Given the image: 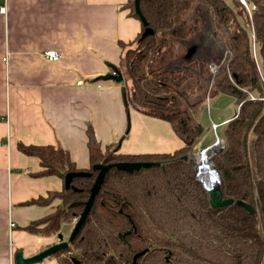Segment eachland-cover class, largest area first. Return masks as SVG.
<instances>
[{
    "label": "trees",
    "instance_id": "1",
    "mask_svg": "<svg viewBox=\"0 0 264 264\" xmlns=\"http://www.w3.org/2000/svg\"><path fill=\"white\" fill-rule=\"evenodd\" d=\"M195 1L209 7L227 50L209 88L189 69L161 67L178 40L193 36L185 17ZM246 1L254 5L251 12L239 0H139L147 25L140 21L134 38L118 41L115 68L124 73L125 103L170 123L182 147L122 154L118 145L102 147L89 126L85 170L91 175L73 177L69 188L25 201L43 206L59 202L22 229L51 237L70 225L90 193L98 172L94 164L154 162L131 172L110 167L80 231L60 252L70 251L80 264H132V256L143 249L135 264H264V230L258 223V209L264 210V0ZM120 7L139 21L134 0ZM212 92L232 95L238 108L224 125V147L213 156L221 195L234 202L217 210L210 207L205 185L196 180L189 162L205 130L199 116ZM17 143L19 151L39 158L40 169L30 173L34 177L56 175L63 181L67 172L78 171L59 144ZM238 199L255 212L236 204ZM55 255L59 264H72Z\"/></svg>",
    "mask_w": 264,
    "mask_h": 264
},
{
    "label": "crops",
    "instance_id": "2",
    "mask_svg": "<svg viewBox=\"0 0 264 264\" xmlns=\"http://www.w3.org/2000/svg\"><path fill=\"white\" fill-rule=\"evenodd\" d=\"M125 1L7 0L0 15V264H15L18 250L29 256L52 243L22 228L57 202L25 201L64 187L56 175L32 176L39 158L19 151L17 142L59 144L78 170L89 168V126L102 147L118 145L122 154L183 145L170 123L126 105L123 82L100 78L119 64V39L140 29L121 9ZM46 49L60 58L45 59Z\"/></svg>",
    "mask_w": 264,
    "mask_h": 264
},
{
    "label": "rangeland",
    "instance_id": "3",
    "mask_svg": "<svg viewBox=\"0 0 264 264\" xmlns=\"http://www.w3.org/2000/svg\"><path fill=\"white\" fill-rule=\"evenodd\" d=\"M245 2L249 6V12H251L252 3L246 0ZM193 5L194 7L191 12L185 17L189 25L193 28V36L186 41L178 40L175 46V52L173 54L169 52L165 54L161 61V67L175 71L189 69L195 79H199L206 88H209L213 75L209 69V65L211 63L219 64L226 52V48L223 45L224 33H222L223 31L221 29L214 27L210 9L206 4H203L201 1H195ZM118 51H120L119 45ZM253 95H255V92ZM237 109L232 95L228 93H209L208 99L205 101L204 109H202L199 116V121L203 124L205 130L195 146L196 151L199 148L211 145L217 137L223 138L222 131L224 123L221 122L216 126L213 123L225 118V121H228L234 116ZM53 201L59 202L58 199H54ZM258 214V223L263 231L264 210L259 208ZM50 238H53V241L56 239L55 235H52ZM50 261L44 259L42 262L46 263Z\"/></svg>",
    "mask_w": 264,
    "mask_h": 264
},
{
    "label": "water",
    "instance_id": "4",
    "mask_svg": "<svg viewBox=\"0 0 264 264\" xmlns=\"http://www.w3.org/2000/svg\"><path fill=\"white\" fill-rule=\"evenodd\" d=\"M134 7H135V11L138 15L139 21H141L145 26L147 25V22L144 20V17L140 11V6H139V0H134ZM150 31V29H145L144 32L142 33L141 36H144L145 34H147ZM101 79L106 80V78L109 79H113L114 81L121 83L123 82V75L121 70L119 71L118 69L114 68V70L111 73H107L106 75L100 76ZM217 139H219L221 141V145L219 147V149L217 150V153L220 152V150L224 147V139L223 138H216L213 142H215ZM207 148L203 147V148H199L197 149L195 154H192L189 156V162L191 164V167L193 168L194 174H195V178L197 181H199V179H197V174H196V169L195 166H193V162H192V157L196 156L199 151L203 150ZM154 164V162H146V161H138V162H133V161H123V162H114V163H109V164H102V163H98V164H94V166H92V169H96L98 170L95 179L92 183V187L90 188V194L88 195L85 203H84V207L81 211V213L79 214V218L78 220L75 222L73 228H72V232L69 235V238L67 241L63 240L62 234L59 233L58 234V239L60 241L53 243L52 245L38 251V253L33 254V255H29V256H25L22 251L18 250L15 252L14 254V261L15 264H37L38 262L43 261L44 258H46L49 255H52L53 252L58 251L60 249H63L67 246L68 241L72 240L75 235L80 231L81 225L84 223V221L86 220L87 216H88V212L90 210V207L94 201V197L95 195L98 193L100 187H101V182L104 179L105 174L109 171L110 167H115L116 169L122 170V171H134V170H138L141 167H149L152 166ZM212 165H214V162L212 160ZM216 168V166H215ZM216 171L218 173V180H219V172L216 168ZM91 173L87 170H83L80 169L78 171L75 172H67L64 176L63 179V186L64 188H69L71 185V180L73 177H80V176H84V177H88L90 176ZM201 182V181H200ZM204 188V186H203ZM204 190L207 192V194L209 195V200H210V207L214 210L223 208L228 206V204H231L234 202V198L232 197H228V198H223V196L221 195V188H220V180L218 181V184L213 187L210 190H206L204 188ZM236 204L240 205L241 207H244L245 209H247L249 211V213H253L255 212V209L248 204L247 202H245L244 200H236L235 201ZM144 253V249L141 250L140 252L135 253L132 257V264H135L136 259L142 254ZM77 263V262H75Z\"/></svg>",
    "mask_w": 264,
    "mask_h": 264
},
{
    "label": "bare ground",
    "instance_id": "5",
    "mask_svg": "<svg viewBox=\"0 0 264 264\" xmlns=\"http://www.w3.org/2000/svg\"><path fill=\"white\" fill-rule=\"evenodd\" d=\"M220 145L221 141L217 139L215 142H212L211 145L207 146V148L199 151L196 156L192 157L197 178L204 183L207 191L215 187L219 181L216 168L212 165V158L217 153Z\"/></svg>",
    "mask_w": 264,
    "mask_h": 264
},
{
    "label": "flooded vegetation",
    "instance_id": "6",
    "mask_svg": "<svg viewBox=\"0 0 264 264\" xmlns=\"http://www.w3.org/2000/svg\"><path fill=\"white\" fill-rule=\"evenodd\" d=\"M253 6H254V5H253ZM223 128H224V127H223ZM95 176H96V175H95ZM94 179H95V177H94ZM89 194H90V193H89ZM83 207H84V206H83ZM81 211H82V210H81ZM80 213H81V212H80ZM80 213H79V214H80ZM79 216H80V215H79ZM79 216H78L77 218H74L73 222H72V223L70 222V225H66V227L62 228L63 230L61 229L62 231L59 232V233L62 234V237H63V240H64V241H67V240H68L69 235H70V233L72 232V228H73L75 222L78 220ZM59 233L55 234L56 239H55L54 241H52V243L49 244V246L52 245L53 243H56V242L60 241V240L58 239V234H59ZM75 236H76V235H75ZM72 240H73V239H72ZM72 240L68 241L67 246H66L65 248L53 252L52 255H49V256H47V257L44 258V259H45V260H51L50 262H52V264H59V258H58L59 256L55 255V253H59L60 257H66V259H69L70 262H71L72 264H80L79 259H76V258L71 254L70 251L68 252V254H66V253H64V252H60V251H62V250H64V249H66V248L69 246V243H70ZM44 259H43V260H44ZM75 262H77V263H75Z\"/></svg>",
    "mask_w": 264,
    "mask_h": 264
},
{
    "label": "built area",
    "instance_id": "7",
    "mask_svg": "<svg viewBox=\"0 0 264 264\" xmlns=\"http://www.w3.org/2000/svg\"><path fill=\"white\" fill-rule=\"evenodd\" d=\"M239 1L245 5V7L247 8V11L249 12V8H248L249 6L245 2V0H239ZM252 7H253V5H252ZM1 14H3V15L7 14V0H0V15ZM225 51H226L225 52V54H226L227 50H225ZM42 54L44 55L45 59H48L50 61H56L60 58V54L57 53V51H55L53 49H46L45 51H43ZM219 66H220V64L211 63L209 65V69H210L211 73H215L217 71V69L219 68Z\"/></svg>",
    "mask_w": 264,
    "mask_h": 264
}]
</instances>
